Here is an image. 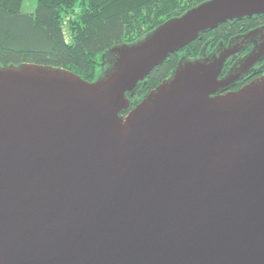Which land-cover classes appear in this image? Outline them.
<instances>
[{
  "label": "water",
  "instance_id": "water-1",
  "mask_svg": "<svg viewBox=\"0 0 264 264\" xmlns=\"http://www.w3.org/2000/svg\"><path fill=\"white\" fill-rule=\"evenodd\" d=\"M262 13L206 0L112 47L94 81L0 66V264H264V77L229 90L264 41L222 75L264 26L181 58L127 111L169 54Z\"/></svg>",
  "mask_w": 264,
  "mask_h": 264
},
{
  "label": "trees",
  "instance_id": "trees-1",
  "mask_svg": "<svg viewBox=\"0 0 264 264\" xmlns=\"http://www.w3.org/2000/svg\"><path fill=\"white\" fill-rule=\"evenodd\" d=\"M23 1L0 0V66L59 67L94 81L108 63L111 67L112 47L134 43L206 0H36L34 9L27 12L22 11ZM254 17L225 21L169 54L138 82L132 97L127 94V111L168 78L181 58L194 59L202 52L208 55L217 44H226L232 36L256 26Z\"/></svg>",
  "mask_w": 264,
  "mask_h": 264
},
{
  "label": "flooded vegetation",
  "instance_id": "flooded-vegetation-1",
  "mask_svg": "<svg viewBox=\"0 0 264 264\" xmlns=\"http://www.w3.org/2000/svg\"><path fill=\"white\" fill-rule=\"evenodd\" d=\"M256 19H257L258 24L249 30H252V29L260 27V26H264V13L259 14L253 18V20H256ZM249 30H247V31H249ZM246 32H244V33H246ZM244 33H240V34H236V35L232 36L230 39L227 40L226 44H224V45H228L230 40L235 41L237 38H239V36L243 35ZM263 41H264V38L258 37V38L251 40L249 43L243 45V49L241 51H239L234 56H231L227 59L225 73L231 67L237 66L240 63H242L244 61L246 55L251 50L258 47ZM261 77H264V56H262L260 59H258L256 61H254V63L251 64L250 67L246 68L240 74L237 81H235V83L229 88V90H236V89L240 88L242 85L249 83L255 79L261 78Z\"/></svg>",
  "mask_w": 264,
  "mask_h": 264
},
{
  "label": "rangeland",
  "instance_id": "rangeland-1",
  "mask_svg": "<svg viewBox=\"0 0 264 264\" xmlns=\"http://www.w3.org/2000/svg\"><path fill=\"white\" fill-rule=\"evenodd\" d=\"M36 0H24L23 1V6H22V11L27 12V11H32L35 7ZM64 33L67 38H69V32L66 26H64ZM110 66V63H108L107 66L103 69V73L108 69Z\"/></svg>",
  "mask_w": 264,
  "mask_h": 264
}]
</instances>
